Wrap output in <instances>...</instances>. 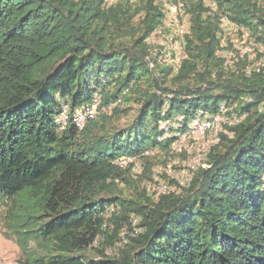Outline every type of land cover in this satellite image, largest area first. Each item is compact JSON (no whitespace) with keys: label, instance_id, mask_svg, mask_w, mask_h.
I'll use <instances>...</instances> for the list:
<instances>
[{"label":"trees","instance_id":"obj_1","mask_svg":"<svg viewBox=\"0 0 264 264\" xmlns=\"http://www.w3.org/2000/svg\"><path fill=\"white\" fill-rule=\"evenodd\" d=\"M213 1L185 3L175 69L148 42L168 2L0 0V216L21 264H264V52L221 22L264 44V0ZM64 104L97 113L60 129ZM201 113L227 118L205 165L148 194L176 140L160 123Z\"/></svg>","mask_w":264,"mask_h":264},{"label":"rangeland","instance_id":"obj_2","mask_svg":"<svg viewBox=\"0 0 264 264\" xmlns=\"http://www.w3.org/2000/svg\"><path fill=\"white\" fill-rule=\"evenodd\" d=\"M171 15H177L181 22H184L186 18L183 11H179L178 8H176L175 12L171 10L169 16ZM224 34V41L227 37H230V41H233L238 35H241L239 32L233 31L229 26H225ZM175 36H177V33L171 25L165 31L158 34L157 41L153 42L148 40V42L153 45V48L166 50L175 43V38H173ZM168 63L173 64L172 62ZM131 117L129 116L128 118ZM127 120V118L122 119V123H125ZM226 121L227 118L224 115L223 118L217 121L216 126H214L215 128L211 127L208 132L198 131L185 137L183 135L180 136L178 131H171V126L173 129L178 128L175 123L162 121L160 128L164 131L163 138L176 136V140L172 144L170 152H155L156 158H153L156 165L153 167L152 177H142V184L147 186V193L157 196L165 190H174L176 188V181L180 184L189 181L192 172L198 166L205 165V154L210 144H213L217 140L216 127L220 126L221 131L223 129V123ZM7 231L9 232L10 230L5 226V219H2L0 216V264H21L19 260L24 254L23 246L20 245L15 234L7 233ZM31 244H35V242Z\"/></svg>","mask_w":264,"mask_h":264},{"label":"built area","instance_id":"obj_3","mask_svg":"<svg viewBox=\"0 0 264 264\" xmlns=\"http://www.w3.org/2000/svg\"><path fill=\"white\" fill-rule=\"evenodd\" d=\"M160 1L170 3L167 6V8H168L167 19L165 20L163 25L150 36L149 41H153V42L157 41L158 40V34L162 33V31H165L167 27H170L172 25V27H174V29H175V32L177 33V36L173 37V38H175V43L173 44L172 47L170 46L166 50L162 49L163 51H161V55L159 57V60H160V62H164V63L165 62H172L176 67L175 69H177L179 64L181 63V61L185 58L184 35L186 33H188L190 26H189L186 19L184 22L183 21L181 22V20L178 18L177 15L169 16V13L171 10L175 12L176 8H178L179 11H182L183 7L185 6V3L187 1H191V0H175V1L174 0H160ZM202 1L207 3V4L212 5L213 7H215V5H216L215 1H213V0H202ZM221 22H222V25L224 27L229 26L233 31H237V27L232 25L229 22L227 17H222ZM230 34H231V32H230ZM231 42L233 44V48L236 51H238V53L241 56L248 55V57L250 59H253L255 57V54L257 51H260L262 53L264 52V44L261 42H256L253 38H250L249 32L245 29H242L241 35L240 36L238 35L236 37V39L233 41L231 40ZM220 53L222 55L225 54L228 56L233 55V52L231 50H225V51L220 52ZM261 60L264 63V56ZM258 63L261 64V62H258ZM257 68H259V65ZM247 71H249L248 68H247ZM221 108H222L221 110H223L224 112L227 110L224 104L221 105ZM96 113H97V106L93 105V106L86 107V108H80L74 114H71L69 111L68 104H64L62 106V109L59 112V114L55 117V122L59 126L60 129L66 128L70 122H73L74 124H76V126L78 128L81 129L85 126L86 122L89 119H92L95 117ZM223 117H224V115H222L221 113L213 115V116H210L206 113H204L202 115V113H201L190 124L188 130H186L182 133H180V132H178V133L180 136L183 135V137H185L187 135H192L194 133H197L198 131L208 132L211 127L215 128L214 126H216L217 121ZM172 128L173 127L171 126V129ZM216 130H217V134H216V139H217L218 133L220 132V126L216 127ZM167 191H170V190H165L164 192H160V193H165Z\"/></svg>","mask_w":264,"mask_h":264}]
</instances>
